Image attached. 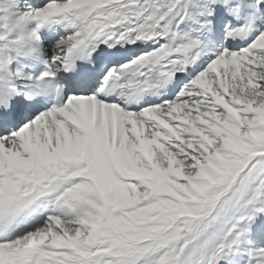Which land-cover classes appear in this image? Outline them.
I'll list each match as a JSON object with an SVG mask.
<instances>
[{"label":"snow or ice","instance_id":"6c2138e0","mask_svg":"<svg viewBox=\"0 0 264 264\" xmlns=\"http://www.w3.org/2000/svg\"><path fill=\"white\" fill-rule=\"evenodd\" d=\"M0 264H264V0H0Z\"/></svg>","mask_w":264,"mask_h":264}]
</instances>
